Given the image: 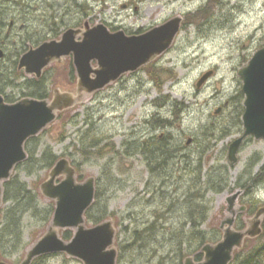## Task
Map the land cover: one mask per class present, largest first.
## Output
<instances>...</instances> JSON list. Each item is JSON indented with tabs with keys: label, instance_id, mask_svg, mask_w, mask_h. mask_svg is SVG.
I'll list each match as a JSON object with an SVG mask.
<instances>
[{
	"label": "rangeland",
	"instance_id": "rangeland-1",
	"mask_svg": "<svg viewBox=\"0 0 264 264\" xmlns=\"http://www.w3.org/2000/svg\"><path fill=\"white\" fill-rule=\"evenodd\" d=\"M30 2L35 8L31 11L32 15L23 14L17 21L18 25L12 29L9 25L13 21L9 17L7 23L10 24L2 27L5 49H0L6 55L0 61L6 63L0 64V67L12 65L10 53H25L30 47L51 37L49 26L54 20L59 22L60 38L70 28L85 29L86 23L91 27L104 25L111 32L124 31L133 35L177 17L183 19L172 47L150 63L159 70L156 73L159 80L154 82L149 73L142 69L134 74H126L98 93L82 95V100L48 126L31 145L38 148L36 159L49 150L59 160L66 158L72 162L77 169L78 180L82 178L80 182L92 177L97 180L99 198L95 204L97 207L93 206L90 215L85 216L88 228L95 226L93 220L100 214V208H106L110 216L107 221H111L116 230L114 247L118 250V242L123 246L132 243L135 229L152 223L154 212L158 210L166 214L159 224V231L168 232L171 227L177 229L181 221L178 210L173 206H182L186 200L198 199L191 188L197 178L194 172L200 166L204 183L209 175L221 176L223 171L229 179L224 190L204 193L208 219L202 228L208 234L215 229L220 231L222 222L230 216L227 212L228 199L234 194L240 193L235 208L238 213L242 207L264 206V183L259 184L264 179V140L248 138L239 150L238 162L232 166L228 159L230 144L243 134L237 132V107L233 106L236 101L232 100L243 88L239 71L249 64L257 51L264 48V0ZM207 6L213 11L211 17L192 16ZM14 11L17 15V8ZM70 60L52 63L45 73V83L53 96L57 91L77 96V82H73ZM93 65L97 67L96 63ZM211 71L213 76L198 88L201 78ZM34 80L35 77L24 74L15 85ZM7 93L15 97V102L25 98L20 89H10ZM167 97H171L170 103L164 101ZM159 99L162 107L156 106ZM175 102L185 105L179 118L167 129L155 128L152 125L155 119L173 116ZM225 124L232 133L222 138L217 134L215 138H220L218 141L207 132L210 126L218 128ZM87 130H93L95 137L100 139L99 147L103 155L88 161L79 149V142ZM155 137L169 140L170 156L173 157L170 168L159 175L151 174L144 154L136 153L131 144H144ZM189 139H192L191 145H187ZM35 165L30 162L22 166L13 172L10 179L13 187L9 192L17 197V202L21 201L20 191L14 192L12 189L26 186L37 203L26 207L22 205L25 209L28 207L22 218V241L17 249L13 246V250L17 251H12L14 256L5 260L8 264H20L24 260L31 247L45 234L54 216L53 213L50 222H47L43 212L52 208L55 211L56 203L45 198L41 191L42 184L49 179L50 170ZM5 206L14 204L9 202ZM243 214L239 213L238 217ZM251 219L248 216L241 218L246 229L250 227ZM75 232L74 229L62 230L60 237L70 242ZM262 244L264 236L257 240L248 239L242 249V257ZM148 249L146 258H140V253L136 251L127 252L124 255L126 264H175V257L162 242H155ZM192 252L198 254L196 250ZM38 264L84 263L58 254L46 257Z\"/></svg>",
	"mask_w": 264,
	"mask_h": 264
},
{
	"label": "water",
	"instance_id": "water-1",
	"mask_svg": "<svg viewBox=\"0 0 264 264\" xmlns=\"http://www.w3.org/2000/svg\"><path fill=\"white\" fill-rule=\"evenodd\" d=\"M182 22L183 19L177 17L136 35L123 31L112 33L104 25L91 27L86 23L85 29L71 28L60 40L32 47L21 57L18 70L37 79L42 78L44 70L52 63L72 57L78 78L77 96L57 91L52 100L25 98L9 104L0 94V208L4 203V183L28 158L26 143L54 123L59 114L74 107L82 100V95L105 89L123 75L139 71L167 52ZM3 57L4 52L0 50V59ZM94 62L97 67L93 66ZM212 76V71L205 74L197 87L201 88ZM239 76L245 95L244 133L229 146L228 159L232 166L238 162L239 150L247 138L264 140V48L239 71ZM191 143L189 139L187 145ZM62 177L64 179L57 182ZM41 191L45 198L56 203L54 216L46 233L31 247L21 264H33L38 258L56 254H65L84 264H117L113 223L106 221L92 228L85 224V215L96 195L95 178L79 183L75 169L64 158L52 168ZM239 196L238 192L228 199L230 216L220 226L221 240L202 248V261L196 262L194 257H189L184 264H231L235 251L242 250L246 240H255L263 234L264 207L251 217L249 228H235L238 214L247 212V207H242L239 213L236 211ZM66 229L76 231L70 242L60 237V231Z\"/></svg>",
	"mask_w": 264,
	"mask_h": 264
},
{
	"label": "trees",
	"instance_id": "trees-1",
	"mask_svg": "<svg viewBox=\"0 0 264 264\" xmlns=\"http://www.w3.org/2000/svg\"><path fill=\"white\" fill-rule=\"evenodd\" d=\"M17 8L18 14L16 15L14 9ZM35 8L31 4L30 0H0V48L5 49L4 39L2 37V27L8 26L7 19L9 17H12L13 21V27L18 25L17 21L19 17L24 15H32L31 11H33ZM213 14V11L207 7H204L199 11L197 14H194L192 16H206L207 19L211 17ZM52 25L49 26L50 31L52 34H50L51 37H48L43 40V42L47 40H52L59 38V22L57 20H54L51 22ZM11 24L9 25V27ZM39 42L36 44L38 46ZM25 45V44H24ZM5 52V51H4ZM26 52V51H25ZM6 54V53H5ZM24 53H21V51L10 53L12 56L11 60L12 65L0 67V94H2L6 102L8 103H14L15 97L13 95H9L7 93L10 89H20L21 92L25 97L30 98H36V99H50L51 94L48 90V87L45 83V75L40 80H34V81H27L23 85H15L17 80L19 78L24 77V74L22 72L18 71V64L19 59ZM8 59V56L5 57ZM6 62H3V60L0 61V64H5ZM70 68L73 75V82L76 81V74L75 69L73 66L72 60H70ZM147 73H149L150 78L155 82L156 80H159V77L156 76L158 69H154V65L148 66L144 68ZM154 70V71H153ZM156 71V72H155ZM158 85L162 88V85L158 83ZM26 91V92H25ZM25 93V94H24ZM171 97H167L164 99V101L170 103L169 101ZM245 96L243 92L241 91L240 94L235 99H232L233 101H236L233 106L237 107L236 113H235V121L237 124V132H242V118L244 115V102ZM161 100L156 101L157 107H162V104L160 102ZM184 103H176L175 102V108L173 112V116L171 118H162L161 116L155 119L152 122V125L155 128L164 127L167 129L168 127L172 126L174 124V120L179 118V115L182 114L184 111ZM63 116L61 114L59 118ZM225 126V127H223ZM223 126H220L218 128L210 126L207 128V132H210L213 138L216 137L217 134H219L222 137H226L231 135L232 131L231 128H228V126L225 124ZM206 136L211 139L210 135L207 134ZM205 136V137H206ZM220 138L216 141L220 140ZM37 138H33L29 140V142L26 144V151L28 153V159L23 162L22 164L18 165L15 170L21 168L22 166H25L29 164L30 162L36 163L35 166L41 165V167H44L47 170H51L55 164L59 161L58 157L55 156L52 152L49 150L45 151L40 159H36L35 154L38 148H32V143L36 141ZM80 144V150L82 152V155L86 157V160L88 161L91 158H98V156H103L100 151V139H97L95 137V134L93 130H87L83 135L79 142ZM135 147L136 153H142L144 154V157L146 159V162L148 163L150 167V172L153 175H159L164 172H166L167 169L170 168V163L173 159V157L170 156V142L167 141L165 138H157L150 141H145L143 143L134 142L131 143ZM130 144V145H131ZM128 149V148H127ZM128 151V150H127ZM73 165V164H72ZM74 167V166H73ZM76 169V167H74ZM77 171V169H76ZM197 175L196 180L193 181V188L191 190L194 192L193 195L198 196L197 202H194L196 200H186L182 206H173L174 209L178 210L179 216H180V225L177 227V229H173L174 227H171V229L168 232H162L159 231V224L160 222L165 218L166 214H163L162 210H158L154 212V221L152 223H148L143 228L141 226L137 227L134 232L133 242L129 243L127 246H123L121 242H118V248H119V257H118V264H126L124 260V255L127 252H139L140 258H146L148 257L149 247L153 245L155 242H162L163 246L165 248L169 249V253L175 257V264H184L185 260L189 257H194L195 261L200 262L203 260V254L201 253L202 248L210 243L215 244L220 241V237H222L221 231H218L217 229L214 230L212 234H208L204 229L202 228L203 225H205L207 219H208V213L206 212L207 206H205V202L203 201L205 199V194L207 192H220L224 190V188L228 185L229 179L228 176H226V172H222V175L215 174L214 176L209 175V179L206 183L202 181V173L203 170L200 166V168H197L194 172ZM264 173V169H263ZM262 173V174H263ZM81 181L82 178H79ZM264 183V179L260 181L259 184ZM12 185V186H11ZM243 185V184H242ZM97 186V184H96ZM13 187L12 181H7L4 184V206L0 209L1 217H0V254H1V260L5 262V260H9L10 256H14L12 251L13 246L15 249H17V245H21L22 241V233H21V224L22 218L26 214L25 212L28 211V207L25 209L24 207L30 206V204L37 203L34 200V197L27 190L26 186H20L18 188H13L12 190L14 192L20 191L19 197H21V201L17 202L16 198L12 194H10V189ZM246 188V187H244ZM249 195H251V191L249 190ZM99 198V192L98 187H96V195H95V201L92 205L95 208L96 201ZM255 200V199H253ZM9 202H12L14 206H5ZM23 204L24 207L22 206ZM250 205V204H249ZM90 208L86 214L90 215L93 208ZM247 212L243 214V216L252 217L256 214V212L259 210V208H256V206H246ZM172 208V207H170ZM169 208V210H170ZM100 214L97 215L96 218H94L93 222L95 225L101 224L108 220L110 216H108V212L106 211V208H100ZM47 217V222H50L52 215L54 213V208L51 210H46L43 212ZM238 217L236 228L238 230H244L245 224L241 221V218ZM115 215L113 216V218ZM89 219L91 221V218L89 216ZM165 227V226H164ZM162 227V228H164ZM263 229H264V223H263ZM166 231V230H165ZM168 233L170 234L169 236ZM264 236V233H263ZM261 236V237H263ZM66 238H70L69 234L66 235ZM246 246V245H245ZM196 250L198 253L195 255L192 251ZM43 258L38 259L34 262V264H38L39 262H42ZM149 263V261H147ZM232 264H264V244L259 245L249 253H247L245 256L242 257V251L236 252L234 260Z\"/></svg>",
	"mask_w": 264,
	"mask_h": 264
},
{
	"label": "flooded vegetation",
	"instance_id": "flooded-vegetation-1",
	"mask_svg": "<svg viewBox=\"0 0 264 264\" xmlns=\"http://www.w3.org/2000/svg\"><path fill=\"white\" fill-rule=\"evenodd\" d=\"M11 27H12V25H11Z\"/></svg>",
	"mask_w": 264,
	"mask_h": 264
}]
</instances>
